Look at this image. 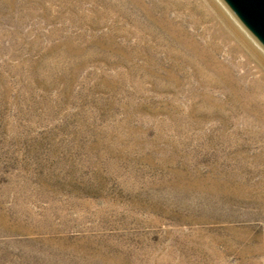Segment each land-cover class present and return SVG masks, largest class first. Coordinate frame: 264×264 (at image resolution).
<instances>
[{
    "label": "rangeland",
    "instance_id": "1",
    "mask_svg": "<svg viewBox=\"0 0 264 264\" xmlns=\"http://www.w3.org/2000/svg\"><path fill=\"white\" fill-rule=\"evenodd\" d=\"M220 6L0 0V264H264V55Z\"/></svg>",
    "mask_w": 264,
    "mask_h": 264
},
{
    "label": "water",
    "instance_id": "2",
    "mask_svg": "<svg viewBox=\"0 0 264 264\" xmlns=\"http://www.w3.org/2000/svg\"><path fill=\"white\" fill-rule=\"evenodd\" d=\"M219 2L264 50V0H219Z\"/></svg>",
    "mask_w": 264,
    "mask_h": 264
},
{
    "label": "bare ground",
    "instance_id": "3",
    "mask_svg": "<svg viewBox=\"0 0 264 264\" xmlns=\"http://www.w3.org/2000/svg\"><path fill=\"white\" fill-rule=\"evenodd\" d=\"M215 1H218V0H215ZM221 4V3H220ZM223 10H224V12H225V14L228 16V17H230V21H231V23L233 24V25H237V27H238V29H241L242 31H243V33H245V35H247V37H248V33L244 30V29H242V27L238 24V22L234 19V18H232L231 17V15L227 12V10H225L222 6H220ZM240 31V30H239ZM241 32V31H240ZM242 36H243V34H242ZM244 37V36H243ZM250 39V41H252V43L254 44V43H256L254 40H253V38H249ZM258 45V44H257ZM258 47H259V50H260V54L261 55H264V51L260 48V46L258 45Z\"/></svg>",
    "mask_w": 264,
    "mask_h": 264
}]
</instances>
